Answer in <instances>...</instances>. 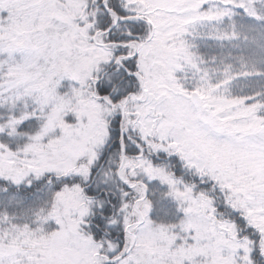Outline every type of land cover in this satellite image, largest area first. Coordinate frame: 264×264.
Wrapping results in <instances>:
<instances>
[{
  "label": "snow or ice",
  "instance_id": "snow-or-ice-1",
  "mask_svg": "<svg viewBox=\"0 0 264 264\" xmlns=\"http://www.w3.org/2000/svg\"><path fill=\"white\" fill-rule=\"evenodd\" d=\"M0 264H264V0H0Z\"/></svg>",
  "mask_w": 264,
  "mask_h": 264
}]
</instances>
